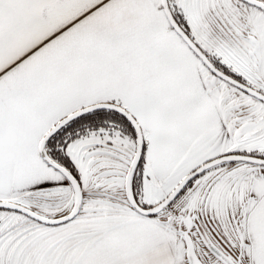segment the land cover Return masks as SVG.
I'll use <instances>...</instances> for the list:
<instances>
[{"label": "snow or ice", "instance_id": "6c2138e0", "mask_svg": "<svg viewBox=\"0 0 264 264\" xmlns=\"http://www.w3.org/2000/svg\"><path fill=\"white\" fill-rule=\"evenodd\" d=\"M0 264H264V0H0Z\"/></svg>", "mask_w": 264, "mask_h": 264}]
</instances>
